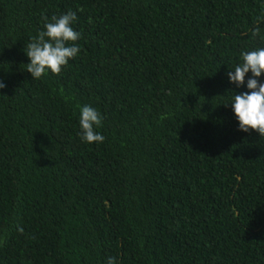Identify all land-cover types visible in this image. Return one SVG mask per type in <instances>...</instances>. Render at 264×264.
Instances as JSON below:
<instances>
[{
    "label": "trees",
    "instance_id": "1",
    "mask_svg": "<svg viewBox=\"0 0 264 264\" xmlns=\"http://www.w3.org/2000/svg\"><path fill=\"white\" fill-rule=\"evenodd\" d=\"M69 11L79 54L32 79L26 43ZM258 18L264 36V0H0V264H264V137L225 106Z\"/></svg>",
    "mask_w": 264,
    "mask_h": 264
},
{
    "label": "clouds",
    "instance_id": "2",
    "mask_svg": "<svg viewBox=\"0 0 264 264\" xmlns=\"http://www.w3.org/2000/svg\"><path fill=\"white\" fill-rule=\"evenodd\" d=\"M43 30L36 36L30 38L26 43L24 52L30 60L27 64V72L32 79H41L48 71L59 75L62 68L71 59H74L80 52V47L76 43L81 33L74 30L73 23L76 21V13L69 11L60 16L53 15L51 19L45 15ZM260 18L257 19V26L251 31L253 38L261 36L259 27ZM264 39V36H261ZM241 63L234 67V71L227 73L230 81L238 86L245 84V78L249 72L252 77L247 80V88L242 94L232 93V110L239 122V130L244 132L255 131L264 137V83H260L257 78L264 74V48L255 50H245L240 55ZM6 84L0 81V89ZM80 138L83 142L103 143L105 137L96 129L102 125V116L99 111L92 106L83 105L79 108ZM19 231L23 232L20 228ZM108 264H116V259L110 257Z\"/></svg>",
    "mask_w": 264,
    "mask_h": 264
}]
</instances>
